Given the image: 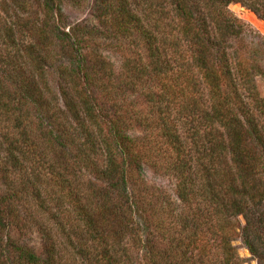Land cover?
I'll use <instances>...</instances> for the list:
<instances>
[{
    "label": "trees",
    "instance_id": "trees-1",
    "mask_svg": "<svg viewBox=\"0 0 264 264\" xmlns=\"http://www.w3.org/2000/svg\"><path fill=\"white\" fill-rule=\"evenodd\" d=\"M88 2L0 0V264H264V0Z\"/></svg>",
    "mask_w": 264,
    "mask_h": 264
},
{
    "label": "rangeland",
    "instance_id": "rangeland-1",
    "mask_svg": "<svg viewBox=\"0 0 264 264\" xmlns=\"http://www.w3.org/2000/svg\"><path fill=\"white\" fill-rule=\"evenodd\" d=\"M241 4L234 3L229 6L230 10L241 20L249 24L257 33H258V41L256 39V44L261 45L263 38H264V20L259 19L253 12L246 9L244 6H239ZM98 7L97 0H89L87 6L84 9H79L72 7L70 5L64 4L63 5V11H64V19L66 22V30H69L70 27H73L75 25H88V26H96L98 25V17L96 16V9ZM239 7H242L243 9L240 10ZM255 44V45H256ZM263 46V45H262ZM264 62V60H263ZM257 84L259 91L262 96H264V75H260L257 78ZM131 135L134 137H140L143 135L142 129L139 127L133 129L131 132ZM144 175L147 179V181L150 184L156 185L161 188H166L170 191L173 195H175V186L174 184L168 183L166 180L162 179L160 176L156 175L155 172L151 168H144ZM0 189H3L2 181L0 180ZM34 239L31 240L28 243L35 245L38 249L41 248V241L37 236L35 235L33 237ZM235 245L239 249V254L241 257L246 259V264H257L255 260L251 258V254L249 251L244 248V246L241 244L240 240L235 241Z\"/></svg>",
    "mask_w": 264,
    "mask_h": 264
}]
</instances>
